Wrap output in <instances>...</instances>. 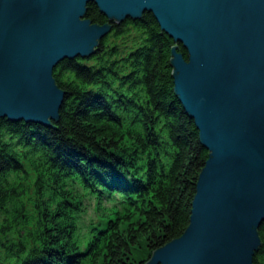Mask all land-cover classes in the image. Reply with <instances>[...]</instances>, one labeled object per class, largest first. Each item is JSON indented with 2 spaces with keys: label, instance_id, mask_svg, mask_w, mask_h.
Listing matches in <instances>:
<instances>
[{
  "label": "trees",
  "instance_id": "1",
  "mask_svg": "<svg viewBox=\"0 0 264 264\" xmlns=\"http://www.w3.org/2000/svg\"><path fill=\"white\" fill-rule=\"evenodd\" d=\"M87 17L109 21L94 3ZM174 46L151 12L113 22L55 69L58 127L0 119V264H145L187 231L209 151L175 94ZM87 197L100 214L83 234Z\"/></svg>",
  "mask_w": 264,
  "mask_h": 264
},
{
  "label": "water",
  "instance_id": "2",
  "mask_svg": "<svg viewBox=\"0 0 264 264\" xmlns=\"http://www.w3.org/2000/svg\"><path fill=\"white\" fill-rule=\"evenodd\" d=\"M92 3L107 23L87 17ZM145 12L175 42L174 91L209 151L189 228L145 264H254L264 224V0H0V119L58 127L60 62L92 56L113 22Z\"/></svg>",
  "mask_w": 264,
  "mask_h": 264
},
{
  "label": "rangeland",
  "instance_id": "3",
  "mask_svg": "<svg viewBox=\"0 0 264 264\" xmlns=\"http://www.w3.org/2000/svg\"><path fill=\"white\" fill-rule=\"evenodd\" d=\"M59 120V119H58ZM45 126V125H43ZM45 127H50L51 126H45ZM85 206L87 208V216L85 217V221L83 223V225L81 227H83L84 229H82V233L84 234L86 232L87 226L89 225L90 221L92 219H95L97 217V215H99L100 213H97V209H96V201L92 198V197H87L85 200ZM106 208L110 207L109 203H104Z\"/></svg>",
  "mask_w": 264,
  "mask_h": 264
},
{
  "label": "bare ground",
  "instance_id": "4",
  "mask_svg": "<svg viewBox=\"0 0 264 264\" xmlns=\"http://www.w3.org/2000/svg\"><path fill=\"white\" fill-rule=\"evenodd\" d=\"M52 119H54V117H52ZM40 124H42V123H40ZM42 125H45V124H42ZM45 126H47V125H45ZM64 206V205H63ZM71 210H69V213H72V212H70ZM70 216V215H69Z\"/></svg>",
  "mask_w": 264,
  "mask_h": 264
}]
</instances>
